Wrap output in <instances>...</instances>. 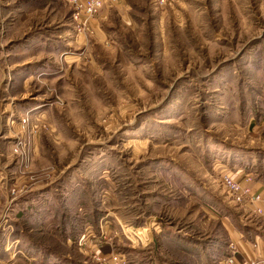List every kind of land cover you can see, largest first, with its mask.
Returning <instances> with one entry per match:
<instances>
[{
    "label": "rangeland",
    "instance_id": "374dc122",
    "mask_svg": "<svg viewBox=\"0 0 264 264\" xmlns=\"http://www.w3.org/2000/svg\"><path fill=\"white\" fill-rule=\"evenodd\" d=\"M75 12L0 0V264H219L222 176L264 155V0Z\"/></svg>",
    "mask_w": 264,
    "mask_h": 264
},
{
    "label": "crops",
    "instance_id": "0c3cea01",
    "mask_svg": "<svg viewBox=\"0 0 264 264\" xmlns=\"http://www.w3.org/2000/svg\"><path fill=\"white\" fill-rule=\"evenodd\" d=\"M255 150L250 153L249 164H244V168L242 163L236 161L229 167L230 173L235 174V177H241L244 173L252 178V192L264 189V155L256 153ZM217 199L219 200H216L215 204L218 209L221 205L229 207V226L224 242L226 255L232 254L236 262L243 259H264V218L255 215L249 206L234 204L226 196ZM219 218L222 219L221 216ZM229 243L234 244L233 250L230 249Z\"/></svg>",
    "mask_w": 264,
    "mask_h": 264
},
{
    "label": "built area",
    "instance_id": "2783aa9c",
    "mask_svg": "<svg viewBox=\"0 0 264 264\" xmlns=\"http://www.w3.org/2000/svg\"><path fill=\"white\" fill-rule=\"evenodd\" d=\"M75 8V15H83L89 17L97 12L103 6L116 4L118 0H67ZM158 5H164L168 0H153ZM251 177L242 175V179L233 178L228 174H224L221 183L231 200L237 204L249 206L251 210L264 218V189L254 191L249 187ZM231 250L234 245L229 243ZM219 264H264V259L241 260L236 262L232 254L226 255L219 261Z\"/></svg>",
    "mask_w": 264,
    "mask_h": 264
}]
</instances>
